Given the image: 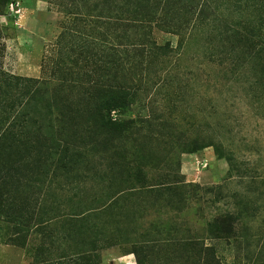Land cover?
Masks as SVG:
<instances>
[{"label": "rangeland", "instance_id": "obj_1", "mask_svg": "<svg viewBox=\"0 0 264 264\" xmlns=\"http://www.w3.org/2000/svg\"><path fill=\"white\" fill-rule=\"evenodd\" d=\"M235 1L0 0V264H264V24ZM23 79L120 131L46 174Z\"/></svg>", "mask_w": 264, "mask_h": 264}, {"label": "trees", "instance_id": "obj_2", "mask_svg": "<svg viewBox=\"0 0 264 264\" xmlns=\"http://www.w3.org/2000/svg\"><path fill=\"white\" fill-rule=\"evenodd\" d=\"M129 1V0H128ZM243 0H236L235 3L238 4L237 8L238 9H248L251 8L253 9L256 17L255 22L258 24H264V0H246V2H243ZM126 22H128L127 19H125ZM255 27V24L253 25ZM264 28L260 29L259 27L256 29L257 34L263 33L262 31ZM253 46V53L254 56L259 60L264 61V43L261 45H256V43H252ZM258 46V47H257ZM22 79L18 77H10L8 75H5L0 72V82H3L4 84L2 85L5 89L11 88L14 86V88H17L16 86L19 85L20 81ZM23 82L27 83V88L25 91V94L19 95L18 98V104L19 106L22 105V107H28L29 108V115L27 114V117H29V122H32L33 124H42L45 122H48V126H39L38 129H41V133L44 136V141H43V147L45 149L46 155L48 154L51 163L45 167V173H48V169L53 168L56 164L58 163L61 168L66 169L70 167V163L73 160H78L85 152L88 150V146L90 145L89 141L87 140V136L90 135L88 133V124L93 126V128L97 131H105L106 134L112 135L115 131V134L120 131V129L117 130V126H113L112 124H109L106 122L103 111L104 107L106 106L105 104H95L91 109H89L86 112L87 119L85 120V123L83 126L86 125V129L83 130L82 132H77V122H76V113L71 110V109H65L62 110L61 112H64L62 114L56 113L55 114V123H58L59 129L53 132V128L50 127V125H53V121L46 119L47 114L44 112L47 111L46 106H48V100L45 101L44 106L46 109H44V112L41 110V106L37 102V93L39 91L38 87L35 85H38V82H34L30 79H23ZM35 86V87H34ZM103 87H100L98 93H103ZM1 88V86H0ZM97 93V94H98ZM107 96L108 94L105 93ZM113 95V100L112 102H119L121 103L124 95ZM103 101V100H102ZM111 102V101H110ZM5 101H3L0 97V106L3 105ZM43 105V103H40ZM110 103H107L109 105ZM12 107V106H11ZM10 107V108H11ZM33 109V113L30 111ZM49 115L52 116L51 113ZM7 120H9L8 117H6ZM112 127H114V131L110 130ZM66 128V129H65ZM5 135H0V138L2 141L5 140ZM108 138L102 139L97 145L103 146L108 144ZM37 142V140H36ZM94 143V142H93ZM40 146L42 147V143H39ZM44 169V168H43Z\"/></svg>", "mask_w": 264, "mask_h": 264}]
</instances>
